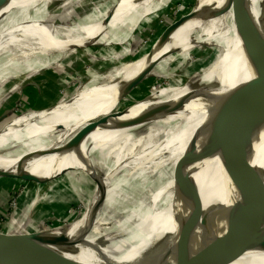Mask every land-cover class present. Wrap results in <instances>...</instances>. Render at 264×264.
<instances>
[{"label":"bare ground","instance_id":"1","mask_svg":"<svg viewBox=\"0 0 264 264\" xmlns=\"http://www.w3.org/2000/svg\"><path fill=\"white\" fill-rule=\"evenodd\" d=\"M41 1L43 0H11L8 5L0 8V24L4 17L14 13L16 9L24 12ZM169 1L118 0L107 8L103 16L94 18L96 22L90 20L71 28L48 20L17 24L16 27L0 32V53L6 51L8 55V62L0 70H6L14 64L31 62L35 58L39 59L35 64H52L59 61L61 55L65 57L79 47L82 41V45L86 47L92 46L89 40L124 38L132 32L131 28L139 27L145 15L160 11ZM250 1V22L238 23L229 17L236 10L232 0H203L204 8L185 17L164 42L142 59L101 73L78 89L71 100L59 102L49 110H40L17 127L0 132L3 134L0 137V183L7 177L30 168L41 173H59L58 168L35 166L39 163L64 165L73 157L82 158L77 153L103 146L115 149V154L123 151L134 157L137 153L134 151L137 138L147 143L150 138L155 137L156 148L149 161L140 167L135 166L131 160L128 170L120 172L117 166L114 167L111 178L98 185L97 193L82 220L72 224L71 231L43 239L42 242L80 240L92 243H134L171 238L178 243H207L224 240L243 223L246 218L243 211L252 204L248 196L256 190L252 172L260 170L263 174L261 179H264V118L262 139L256 137L257 130L253 126L245 130L240 145L248 150L241 152L239 155L244 156L234 162L239 172L249 175L248 179L239 180L240 177L231 171L219 153H222L221 134L227 121L222 119L223 116L230 105V108L235 105L242 89L247 91L245 86L248 85V95L255 89V67L248 64L250 50H247L240 30H245L247 24L252 25L254 30L260 28L257 26L260 18L254 13L256 0ZM224 9L227 10L226 14L221 12ZM201 42L217 47L220 51L207 69L198 70L187 82L196 92L193 91L184 98L186 91L179 90L183 92L180 94L182 99L168 98L154 118L136 119L143 101L136 102L125 120L112 119L114 123L117 122L110 130H104L107 124L102 123L91 126V132L85 137H76L89 122L113 114L115 109L108 113L93 114L99 104L117 94L130 91L146 76L166 75L173 64L191 55L203 44ZM160 93L154 98L150 97L148 104ZM112 120L108 123L113 122ZM65 125L68 127L60 130ZM93 127L96 128L93 130ZM248 137L253 139L251 142L248 140L249 143ZM210 150V153L214 152L213 158L202 160L203 155ZM122 164H126L124 159ZM130 171L132 173L128 177L131 180L140 174L143 186L141 192L150 199L152 208L138 203L130 216L106 214V217L98 218L101 210L107 211L110 208L111 211V206L112 210L117 208L113 197L121 198L124 186L133 184L134 181L130 182L127 177ZM262 183L260 186L264 185ZM112 186L113 195L109 202L105 194ZM103 196L106 199L100 205ZM198 209L202 213L201 218L195 216ZM90 217L94 218L92 223L79 229ZM66 229L68 227L59 231ZM139 252L141 249H133L123 255L121 260L129 261V258L137 256ZM80 260L88 264L97 262L95 257H82ZM235 264H264V254L250 256Z\"/></svg>","mask_w":264,"mask_h":264},{"label":"rangeland","instance_id":"2","mask_svg":"<svg viewBox=\"0 0 264 264\" xmlns=\"http://www.w3.org/2000/svg\"><path fill=\"white\" fill-rule=\"evenodd\" d=\"M115 1L118 0H53L49 11H52L54 16L59 19H52L51 21L45 17L49 0H43L24 12L14 9V13L4 17L1 21L0 32L10 27H16L17 24L33 21L48 20L65 28L67 26L71 28L77 22H81L80 24L90 20L96 22L94 18L103 16L107 8L112 3L113 5L116 3ZM241 1L242 8H240V11L237 13L235 10V12L229 14V17L234 18L236 21L249 15L250 18L246 21L250 22L252 17V14L250 15L251 1ZM203 6V0H200V2L197 0H170L160 11L145 15L142 23L139 24V27H136L137 30L131 28L132 32L124 38L103 39L100 41L96 39L89 40L88 42L96 47L90 46L87 48H82L85 47L82 45V42H84L82 41L79 44L80 48H74L65 57L61 55L60 60L52 62V64L44 61V63L35 64L34 62L39 60L35 58L31 61L32 63L14 64L6 70H0V119L2 118L0 121L3 120L0 124V132L17 127L26 118L36 114L33 112L51 109L59 102L65 103L71 100L78 89H81L94 77L100 76L101 73L103 74L119 65H129L142 59L147 53L164 42L185 17L192 15L194 12L196 13ZM223 11H221L223 14L227 13L226 9ZM257 26H262L260 20L257 22ZM201 43L203 44H200L191 55L181 62L178 60L179 62L173 64L166 75L163 73L159 77L150 75L147 79L145 78L136 85L127 96V99L121 101L119 106L120 100L124 99L125 94L129 91L105 100L97 106V111L93 114L108 113L116 109L117 106L119 111H123L126 108L135 106L136 102L146 99L142 102V106L135 117L136 119L137 117L154 118L159 114L161 106L168 98L176 97L177 100H181L182 95L180 94L186 91L183 94L185 98L186 95L195 91L187 85V82L194 77L198 70L207 69L220 51L217 47H210L207 44L205 45L204 42ZM5 52L0 53V67L6 61L8 62V55ZM36 68L41 72H36ZM26 84L44 85L42 98H39L38 92L36 95L37 100H29L23 89ZM179 90L183 92H179ZM158 92H161L160 95L148 104L150 97L154 98L159 94ZM2 97L4 98L1 100ZM127 115L121 117L120 121L125 120ZM68 126H71V124ZM68 126L60 127V130H64ZM150 139L147 143H144L137 138L134 145L136 146L137 143L138 149L135 150L134 146V151L137 152L134 157L123 151H117L115 154L113 152L115 149L110 150V147L103 146L89 152L77 153L82 158L73 157L64 165L39 163L35 166L58 168L60 169L59 173H41L30 168L14 174V176H23L24 173H29L38 178L40 182L32 183L11 176L7 177L0 183V233L12 227L14 213H20V216L17 217L19 221L17 225L20 224L19 228L26 232L54 228L63 224L68 225L80 218L82 219L91 206L98 185L111 178L114 167L117 166L120 172L128 170L127 167L130 166L131 160L135 166H142L151 159L156 144L154 145L155 137ZM123 159L126 164H122ZM131 173V171L128 172L127 177ZM44 174H46V179H44ZM129 179L130 182H134L133 184H127L124 186L125 188L123 187L124 194L122 197L116 199L115 196L113 197V202L118 209L112 210L111 206V211L110 208L107 210L108 213L101 210L100 215L97 216L98 218L106 217V214L108 216H130L135 212L138 203L152 206L150 199L141 192L143 186L140 174L134 180ZM125 181L126 179L123 180V182ZM113 186L105 194L109 202L112 199ZM105 196H103L104 200L106 199Z\"/></svg>","mask_w":264,"mask_h":264},{"label":"water","instance_id":"3","mask_svg":"<svg viewBox=\"0 0 264 264\" xmlns=\"http://www.w3.org/2000/svg\"><path fill=\"white\" fill-rule=\"evenodd\" d=\"M10 2L11 0H0V8L8 5ZM232 2H234V9L238 13L240 8H242V1L232 0ZM254 9V13L259 16L262 26L254 30L252 25L247 24L244 28L245 30H240L241 37L244 43L247 44V50H250V55L247 56L245 54L247 59L250 60L248 64L249 66L253 64L255 67V80L253 83L255 89L251 91V95H248V85L245 86L247 91L242 89V94L236 100L235 105L232 108H230V105L225 116L222 118L225 121L227 119V121L222 129V153L219 154L231 171L240 177L239 180L249 178L248 174L239 172L235 168L236 164L234 163L237 160H241L240 158L244 156L239 155L241 152L243 153L248 150H245V147L240 145L242 133L253 126L257 130L256 137L261 139L263 137L261 136V131L263 128L262 120L264 118V0H256ZM248 18H250L249 15L241 20H236V22H243ZM87 47H90V45L82 48ZM136 85L125 94V98L120 100L118 106L122 100L127 99V96ZM214 90L211 89V91ZM118 106L114 110L113 116L89 122L76 137H85L91 132V126H99L102 123L107 124L104 130H110L117 122L108 123L111 118L120 119L126 114H131L132 111L130 109L132 107L119 111ZM2 121H0V124ZM95 128L93 127V130ZM2 135L0 133V137ZM248 140L251 142L253 139L248 137L247 143H249ZM210 152L211 150L207 151L203 155L202 160L212 159L214 152ZM252 173L254 174L253 186H256L255 192L248 196L252 204L249 209L243 211V215L246 216L243 223L224 240H213L207 243L190 241L178 243L171 238L155 242L134 243H92L80 240L42 242L43 239L71 231L72 224L75 225L78 221H81L82 219L80 218L68 225L63 224L62 226L59 225L48 230L43 229L34 232L8 228L6 232L0 233V264H88L80 260L82 257H95L97 262L94 264H235L250 256L264 254V185L260 186L263 184L264 179H261L263 174L260 170L255 169ZM11 177L32 183L40 182L38 178L29 173H24L23 176L12 175ZM103 201H105L104 198L101 200L100 205L104 203ZM201 214V211L198 209L195 216L201 218ZM93 219L90 217L89 220L78 228L82 229L89 226ZM64 227H68V229L59 231ZM133 249H141V252L137 256L129 258V261H122V256Z\"/></svg>","mask_w":264,"mask_h":264},{"label":"crops","instance_id":"4","mask_svg":"<svg viewBox=\"0 0 264 264\" xmlns=\"http://www.w3.org/2000/svg\"><path fill=\"white\" fill-rule=\"evenodd\" d=\"M53 4V0H49V3H48V5H47V8H46V11H45V17H47L48 19H50L51 21H52V19H59L58 17H56V16H54V14H53V12L52 11H49V8L51 7V5ZM42 9V8H41ZM47 9H48V11H47ZM76 22V21H75ZM81 22H77V24H80ZM83 23H86V22H83ZM57 54H59V53H56V55ZM32 63V62H31ZM36 72H38V73H40L41 72V70L39 71L37 68H36ZM20 73V72H19ZM21 74V73H20ZM44 85H41V86H39L38 84H26V85H24V93H25V95L29 98V100H37V98H31L30 99V93H29V95L27 94L28 93V90H29V92L32 90V89H36L37 90V94H38V92H39V98L41 97L42 98V96H41V94H42V92H43V87ZM18 88H20V87H18ZM32 88V89H31ZM37 94H35V95H37ZM37 97V96H36ZM4 97H2L1 98V100L3 99ZM29 108V107H28ZM45 175L46 174H44V179H46V177H45Z\"/></svg>","mask_w":264,"mask_h":264},{"label":"trees","instance_id":"5","mask_svg":"<svg viewBox=\"0 0 264 264\" xmlns=\"http://www.w3.org/2000/svg\"><path fill=\"white\" fill-rule=\"evenodd\" d=\"M32 89V88H31ZM29 93H30V96L32 97V98H36V95L35 94H37V90L36 89H32L30 92H29V90H28V95H29ZM14 220L12 221V224H11V228H14V229H16V230H20V228H19V225H17L18 224V219H17V217H19L20 216V213H14ZM33 230V229H32Z\"/></svg>","mask_w":264,"mask_h":264},{"label":"built area","instance_id":"6","mask_svg":"<svg viewBox=\"0 0 264 264\" xmlns=\"http://www.w3.org/2000/svg\"><path fill=\"white\" fill-rule=\"evenodd\" d=\"M4 232H6V231H3L2 233H4Z\"/></svg>","mask_w":264,"mask_h":264}]
</instances>
